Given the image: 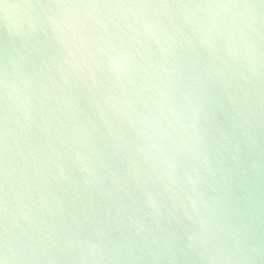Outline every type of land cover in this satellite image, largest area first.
I'll return each instance as SVG.
<instances>
[{
    "label": "water",
    "instance_id": "1",
    "mask_svg": "<svg viewBox=\"0 0 264 264\" xmlns=\"http://www.w3.org/2000/svg\"><path fill=\"white\" fill-rule=\"evenodd\" d=\"M0 264H264V0H0Z\"/></svg>",
    "mask_w": 264,
    "mask_h": 264
}]
</instances>
